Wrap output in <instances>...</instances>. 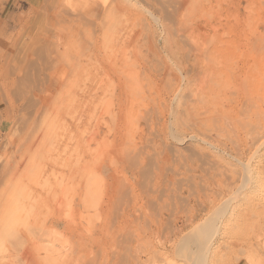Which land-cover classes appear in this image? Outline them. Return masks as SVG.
I'll use <instances>...</instances> for the list:
<instances>
[{
    "label": "rangeland",
    "instance_id": "rangeland-1",
    "mask_svg": "<svg viewBox=\"0 0 264 264\" xmlns=\"http://www.w3.org/2000/svg\"><path fill=\"white\" fill-rule=\"evenodd\" d=\"M7 1L0 264H264V0Z\"/></svg>",
    "mask_w": 264,
    "mask_h": 264
},
{
    "label": "bare ground",
    "instance_id": "bare-ground-1",
    "mask_svg": "<svg viewBox=\"0 0 264 264\" xmlns=\"http://www.w3.org/2000/svg\"><path fill=\"white\" fill-rule=\"evenodd\" d=\"M13 155V154H12ZM15 157V156H14ZM13 157V158H14ZM10 159V158H9ZM23 159V158H22ZM11 165H12V163H11ZM21 166H23V163H22V160L21 159H19V160H16L15 161V164L11 167H8V166H6V165H4V167H1V169H0V179H2V181L0 182V193H3V192H5L7 189H8V191L7 192H5L4 193V201H5V205L6 206H8V204H7V201H8V199L10 198V196H11V190L12 189H14L15 188V186L17 185V188H19L20 186H23L24 187V184L22 183V178L23 177H25L23 174H20L19 172H20V169L22 168ZM7 175H11L10 177H9V179L8 180H5L4 178L7 176ZM15 178V183H13V182H10L11 180H12V178ZM18 178H19V180L20 181H17L18 180ZM27 180H28V182L30 183L31 182V180L27 177L26 178ZM27 182V183H28ZM34 182V181H33ZM28 183V184H29ZM32 183V182H31ZM30 183V184H31ZM32 185H33V183H32ZM26 186V185H25ZM27 187V186H26ZM27 251V250H26Z\"/></svg>",
    "mask_w": 264,
    "mask_h": 264
},
{
    "label": "crops",
    "instance_id": "crops-1",
    "mask_svg": "<svg viewBox=\"0 0 264 264\" xmlns=\"http://www.w3.org/2000/svg\"><path fill=\"white\" fill-rule=\"evenodd\" d=\"M6 4H7V7H8V10L11 11L10 7L11 6L16 7L19 4V2L17 0H8Z\"/></svg>",
    "mask_w": 264,
    "mask_h": 264
}]
</instances>
